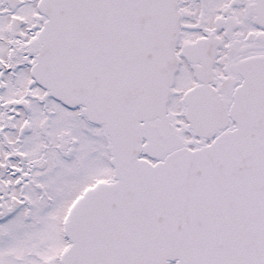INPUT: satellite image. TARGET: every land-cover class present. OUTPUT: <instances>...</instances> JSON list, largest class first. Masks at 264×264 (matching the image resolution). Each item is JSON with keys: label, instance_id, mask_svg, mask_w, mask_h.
Instances as JSON below:
<instances>
[{"label": "snow or ice", "instance_id": "obj_1", "mask_svg": "<svg viewBox=\"0 0 264 264\" xmlns=\"http://www.w3.org/2000/svg\"><path fill=\"white\" fill-rule=\"evenodd\" d=\"M0 264H264V0H0Z\"/></svg>", "mask_w": 264, "mask_h": 264}]
</instances>
